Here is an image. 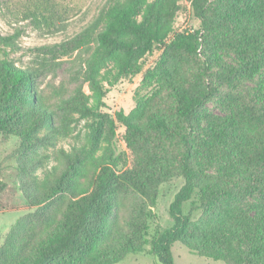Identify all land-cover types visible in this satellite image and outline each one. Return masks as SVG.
Returning a JSON list of instances; mask_svg holds the SVG:
<instances>
[{"label": "trees", "instance_id": "1", "mask_svg": "<svg viewBox=\"0 0 264 264\" xmlns=\"http://www.w3.org/2000/svg\"><path fill=\"white\" fill-rule=\"evenodd\" d=\"M183 1L192 0H111L84 31L59 45L61 55L86 47L93 52L83 74L90 93L76 90L59 101L58 111L49 109L37 92L34 72L18 67L0 46V136L17 140L13 153L17 158L54 146L57 135L75 121L73 115L86 120L88 128L86 142L60 150V162L39 186L21 190L36 210L5 235L0 264H115L130 253H140L141 234L147 229V212L158 185L173 178L183 179L184 184L169 206L172 226L153 240L156 264H174L171 247L176 242L201 258L264 264V236L255 232L251 219L238 214V203L249 195L241 178L228 170L196 178L197 156L202 152H235L244 174L264 168V102L235 97L237 105L227 116L208 117L204 103L213 87L201 77L190 81L181 69L171 67L173 52L182 48L196 52L190 36L174 31L185 9ZM192 6L200 12L204 33L224 31L228 20L237 26L236 36L217 42L238 59L237 67H224L215 76L219 85L264 67V0L229 5L214 15L215 21L205 19L196 1ZM7 40L1 38L0 43L5 46ZM154 50L161 53L141 81L147 85L154 81L153 94L139 99L129 114L119 110L112 118L103 112L109 89L139 75ZM162 93L170 94L174 103L168 118L151 108ZM117 128L124 130L129 160L112 147ZM150 138L173 144L180 151L175 162L169 164L149 152ZM130 193L140 199L119 227L114 223L117 200ZM193 196L198 209L211 217L203 216L198 238L188 239L191 216L182 212V206ZM214 215L223 216V229Z\"/></svg>", "mask_w": 264, "mask_h": 264}, {"label": "rangeland", "instance_id": "2", "mask_svg": "<svg viewBox=\"0 0 264 264\" xmlns=\"http://www.w3.org/2000/svg\"><path fill=\"white\" fill-rule=\"evenodd\" d=\"M110 1L0 0V39H9L5 46L0 43L1 49L8 53L9 58L18 67L34 72L37 92L49 109L58 111L59 101L78 89L86 94L90 93L83 74L87 69L88 58L93 52L92 47L61 55L58 46L84 31ZM192 1L202 7L206 20L215 21V14L221 13L222 9L229 5L239 7L244 0ZM192 1H183L185 9L178 15L174 31L184 37L190 36L196 52L190 53L185 48L173 52L172 69L176 70L178 67L190 81L201 77L204 83L213 87L212 95L204 103V110L210 118L227 116L237 105L235 97H241L247 102H264V67L252 75L232 78L226 84L219 85L215 76L224 67H237L238 59L232 50L220 46L217 42L236 36L237 26L228 20L230 23L222 32H202L200 12L192 6ZM206 45L213 49L211 53ZM160 53V50H154L148 55L143 70L135 78L122 80L110 88L103 99L104 107L101 110L112 118L119 110L129 114L135 109L139 99L148 98L153 94L156 86L154 81L149 85L141 83L142 74L154 65ZM2 55L0 52V58ZM151 108L158 115L171 117L174 113V103L170 94L162 93L158 100L153 101ZM73 116L75 121L57 135L54 146L39 148L26 155L23 160L17 158L16 153L13 154L18 146L17 140L0 136V244L18 220L33 215L36 210V207L27 204L21 190L27 186L34 188L40 185L45 176L60 162V150L69 151L73 146H81L86 142L87 121L79 119L77 115ZM123 136L124 130L117 128L111 144L115 153L124 154L129 160L130 153ZM147 148L169 164L174 163L180 154L170 142L159 143L155 142L154 138H150ZM220 152L221 150L208 154L202 152L197 156L196 178L218 175L224 170L236 173L241 178V184L249 191L247 198L238 203V214H245L251 219L255 232L264 236V223L257 222V219H264V168L244 174L240 171L235 152ZM183 184V179L173 178L158 185L154 204L147 212V229L141 234L142 252L130 253L115 264H156L151 253L153 240L157 234L172 226L169 206ZM139 199L134 193L120 195L114 223L122 226L124 218L130 215ZM197 205L198 200L193 196L182 206V212L190 213L191 216L192 227L185 234L188 239L198 238L199 229L204 228L203 221L200 220L203 216L211 217V214H203ZM214 217L217 220L216 225H222L223 229V216ZM171 253L174 264H225L196 256L180 242L172 245Z\"/></svg>", "mask_w": 264, "mask_h": 264}]
</instances>
